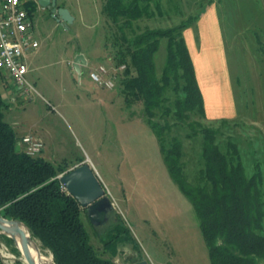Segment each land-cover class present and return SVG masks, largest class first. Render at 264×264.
Segmentation results:
<instances>
[{"label":"rangeland","instance_id":"rangeland-1","mask_svg":"<svg viewBox=\"0 0 264 264\" xmlns=\"http://www.w3.org/2000/svg\"><path fill=\"white\" fill-rule=\"evenodd\" d=\"M146 1L154 15L135 21L130 30H120L106 18L101 0H57L73 17L69 23L57 21L44 8L34 11L39 44L28 57V78L40 96L22 97L10 78L0 73V91L8 103L4 119L16 134L39 132L44 143L39 155L55 166L68 170L87 161L107 184L116 197L108 221L95 227L85 211L81 212L90 243L100 256L112 258L116 264H130L138 258L148 264H210L192 205L157 158L155 136L144 120L141 102L128 106L119 81L112 89L98 86L88 70L112 58L115 62L119 46L127 44L123 35L131 37L145 27L177 25L214 4L221 22V75L226 79L229 110L216 118L191 112L180 122L160 111L155 119L162 125L173 123L165 137L181 140V161L189 180L195 179L203 165L200 129L207 126L217 130L220 145L227 140L236 143L248 175L259 169L264 178V0ZM79 53L87 62L77 73L72 60ZM165 58L166 39L161 38L154 55L158 75ZM167 95L171 100L174 97L171 92ZM121 189H125L126 201ZM115 215L129 228L139 250L128 239L119 242L115 252L104 247ZM160 228L165 229V236L152 233ZM3 235L0 232V264H28L14 251L18 249L15 241H6Z\"/></svg>","mask_w":264,"mask_h":264},{"label":"trees","instance_id":"trees-1","mask_svg":"<svg viewBox=\"0 0 264 264\" xmlns=\"http://www.w3.org/2000/svg\"><path fill=\"white\" fill-rule=\"evenodd\" d=\"M36 7L33 0L27 2L31 16ZM101 11L120 30H130L135 21L154 15L146 0H104ZM195 18L168 27H145L131 37L123 35L127 44L120 45L114 57L116 64H126L119 82L128 106L141 102L144 120L158 140L169 176L193 207L210 264H264L261 171L248 175L236 143L227 140L220 145L217 130L207 126L200 129L203 165L191 181L181 161V140L165 137L173 123L162 125L155 119L160 111L172 114L176 122L187 119L191 112L205 116L203 95L183 36ZM161 38L166 39V58L158 75L154 55ZM168 92L173 93L172 100ZM7 108L0 91V215L26 225L31 238L50 252L55 264H116L112 258L100 256L90 243L81 219L85 209L58 177L67 168L20 149L15 130L4 119ZM115 216L104 247L115 252L117 244L128 239L139 250L129 228ZM3 238L11 241L6 235ZM138 260L141 258L133 262Z\"/></svg>","mask_w":264,"mask_h":264},{"label":"built area","instance_id":"built-area-1","mask_svg":"<svg viewBox=\"0 0 264 264\" xmlns=\"http://www.w3.org/2000/svg\"><path fill=\"white\" fill-rule=\"evenodd\" d=\"M30 0H0V73L10 78L22 97L39 95L28 79L27 56L38 46L34 36L33 20L27 8ZM99 63L88 70L89 78L98 86L114 88L123 75L125 63L113 61ZM1 82V80H0ZM11 100H15L11 96ZM17 145L31 156L40 154L43 141L32 133L18 137Z\"/></svg>","mask_w":264,"mask_h":264},{"label":"crops","instance_id":"crops-1","mask_svg":"<svg viewBox=\"0 0 264 264\" xmlns=\"http://www.w3.org/2000/svg\"><path fill=\"white\" fill-rule=\"evenodd\" d=\"M101 2H102L101 9H102L104 0H101ZM57 5L65 7L64 4L62 5L57 4ZM38 8L39 6L36 7L35 11ZM41 8L42 7H40L39 9ZM33 16L34 14L32 15L33 28H34V17ZM34 36H35V33H34ZM183 36L187 44V47L189 49V52H190V55H191V58L194 64L197 81H198L201 93L203 95L205 115H207V117H210V118L221 117L229 110L230 101H229V96L227 95V85L225 83L226 79H223L221 75L223 65H224L223 38H222V32H221V22L219 19V13L216 9V6L214 4H211L207 6L204 10H202V12L196 16L195 20L183 30ZM30 53L27 56V63H28V57ZM73 60H72V64H73ZM28 69L30 71L29 63H28ZM2 84L3 83L0 82V85ZM6 95L9 96V100H10L11 92L9 90H6ZM225 105L228 109L223 107ZM136 119H139L140 121L143 122L142 120L143 118L141 119V117L140 118L138 117ZM27 133H32L43 141L42 136L37 131L26 132L20 135L19 134H16V135L17 137H20ZM153 146L155 148V152H157L156 153L157 158L158 160H160L162 164L161 165L162 168L167 170L163 162V159H162V155H161L160 148H159V143H158L156 136L153 139ZM98 177L102 181L103 185L105 186L107 193L110 196L112 202L116 203V197L113 196L111 191L108 189L107 184L102 180L99 174H98ZM121 190H122L121 192L123 196L125 197L124 199L126 201L127 196H126L125 189H121ZM197 225H198V222H197ZM165 232H166L165 229H161V230L157 229V231L156 230L152 231V233H155L159 236L160 235L165 236L164 235L166 234ZM162 239L164 238L162 237ZM149 256L150 258H152L151 260L153 263H157L153 255L149 254ZM157 264H159V262ZM160 264H163V263H160Z\"/></svg>","mask_w":264,"mask_h":264},{"label":"water","instance_id":"water-1","mask_svg":"<svg viewBox=\"0 0 264 264\" xmlns=\"http://www.w3.org/2000/svg\"><path fill=\"white\" fill-rule=\"evenodd\" d=\"M36 4L39 7L51 9V16L57 21L69 23L73 20L68 9L57 5L56 0H36ZM82 64H86V60L79 53L74 57L73 69L80 73ZM58 177L67 193L76 199L81 208L85 209L86 216L93 226H102L108 221L109 214L114 210L113 202L92 165L87 161H82L59 174ZM19 223L23 224L19 220L8 219L0 215V232L10 238L21 234L24 247L18 248V250L28 264H36L27 249V239L20 229ZM130 264H148V262L145 259H141Z\"/></svg>","mask_w":264,"mask_h":264},{"label":"bare ground","instance_id":"bare-ground-1","mask_svg":"<svg viewBox=\"0 0 264 264\" xmlns=\"http://www.w3.org/2000/svg\"><path fill=\"white\" fill-rule=\"evenodd\" d=\"M19 226H20V229L23 231L25 238L27 239V249H28L29 253L31 254L32 258L34 259L35 263L36 264H55L52 256L50 254L44 253L40 249L39 242L30 237L29 231L26 228V226L21 224V223H19ZM12 239L15 241L18 248L21 249L24 247V243H23L21 234H17L15 236H12ZM24 261H25V259H24Z\"/></svg>","mask_w":264,"mask_h":264},{"label":"flooded vegetation","instance_id":"flooded-vegetation-1","mask_svg":"<svg viewBox=\"0 0 264 264\" xmlns=\"http://www.w3.org/2000/svg\"><path fill=\"white\" fill-rule=\"evenodd\" d=\"M44 10H48L51 13V9L44 8ZM111 214H112V212L109 214V217H110Z\"/></svg>","mask_w":264,"mask_h":264}]
</instances>
